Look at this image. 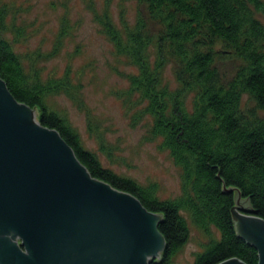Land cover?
<instances>
[{
    "label": "trees",
    "instance_id": "1",
    "mask_svg": "<svg viewBox=\"0 0 264 264\" xmlns=\"http://www.w3.org/2000/svg\"><path fill=\"white\" fill-rule=\"evenodd\" d=\"M136 1L144 11L134 25L118 28L105 12L102 31L116 56L138 70L116 94L131 126L148 123L146 139H160V148L180 169L181 194L175 199H160L154 183L142 187L118 176L83 147L67 118L45 102L53 93L81 102L71 68L46 81L33 63L27 68L4 35L6 8L0 9V77L19 102L38 111L42 126L60 133L94 178L133 194L162 215L158 228L166 246L151 264H173L190 240L189 221L209 238L193 264L231 258L258 264V251L236 232L232 209L238 191L264 219V23L258 17L264 14V0ZM15 36H23L22 30ZM58 51L59 45L53 54ZM226 61L231 68L223 70ZM169 64L175 89L164 79Z\"/></svg>",
    "mask_w": 264,
    "mask_h": 264
},
{
    "label": "water",
    "instance_id": "2",
    "mask_svg": "<svg viewBox=\"0 0 264 264\" xmlns=\"http://www.w3.org/2000/svg\"><path fill=\"white\" fill-rule=\"evenodd\" d=\"M36 113L0 77V264L160 260L166 246L158 228L162 215L94 178ZM232 216L236 232L264 264V219L238 191ZM219 264L246 263L231 258Z\"/></svg>",
    "mask_w": 264,
    "mask_h": 264
},
{
    "label": "rangeland",
    "instance_id": "3",
    "mask_svg": "<svg viewBox=\"0 0 264 264\" xmlns=\"http://www.w3.org/2000/svg\"><path fill=\"white\" fill-rule=\"evenodd\" d=\"M1 8L8 13L4 35L27 68L33 63L34 72L43 81L51 76L61 78L71 68V83L81 102L75 104L64 93H53L45 102L67 118L83 147L118 176L142 187L156 184L160 199L178 197L180 169L169 151L160 148V139H146L148 123L131 126L130 114L116 94L128 87L127 76L138 70L116 56L113 43L102 31L105 12L122 28L134 25L144 6L136 0H0ZM258 17L264 23V14ZM63 28L67 29L64 35ZM21 30L23 36L16 37ZM57 45L59 51L53 54ZM221 67L226 70L231 63L226 61ZM163 72L171 88H177L174 66L169 64ZM189 225L190 240L174 257L173 264H193L209 239L191 221Z\"/></svg>",
    "mask_w": 264,
    "mask_h": 264
},
{
    "label": "flooded vegetation",
    "instance_id": "4",
    "mask_svg": "<svg viewBox=\"0 0 264 264\" xmlns=\"http://www.w3.org/2000/svg\"><path fill=\"white\" fill-rule=\"evenodd\" d=\"M13 240H14L15 242L17 241L16 243H17L19 246L21 245V242H20V240H18V239H15V238H14Z\"/></svg>",
    "mask_w": 264,
    "mask_h": 264
},
{
    "label": "bare ground",
    "instance_id": "5",
    "mask_svg": "<svg viewBox=\"0 0 264 264\" xmlns=\"http://www.w3.org/2000/svg\"><path fill=\"white\" fill-rule=\"evenodd\" d=\"M36 115H37V113H36ZM40 122V121H39ZM88 170V169H87ZM89 171V170H88ZM102 181V180H101ZM105 182V181H104ZM107 183V182H106ZM111 185V184H110ZM112 186V185H111ZM113 187V186H112ZM162 234V233H161ZM226 261V260H225ZM242 261V260H241Z\"/></svg>",
    "mask_w": 264,
    "mask_h": 264
}]
</instances>
